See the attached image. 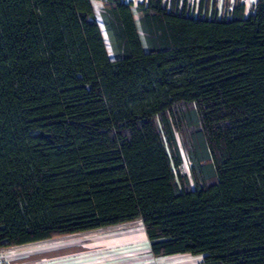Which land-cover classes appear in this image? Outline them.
Returning a JSON list of instances; mask_svg holds the SVG:
<instances>
[{
    "label": "trees",
    "instance_id": "obj_1",
    "mask_svg": "<svg viewBox=\"0 0 264 264\" xmlns=\"http://www.w3.org/2000/svg\"><path fill=\"white\" fill-rule=\"evenodd\" d=\"M92 1L0 0V248L141 222L264 264V0H95L113 58Z\"/></svg>",
    "mask_w": 264,
    "mask_h": 264
},
{
    "label": "crops",
    "instance_id": "obj_2",
    "mask_svg": "<svg viewBox=\"0 0 264 264\" xmlns=\"http://www.w3.org/2000/svg\"><path fill=\"white\" fill-rule=\"evenodd\" d=\"M69 237L73 236H60L25 245L7 247L5 248L6 264H202L204 261L203 255L191 254L155 258L150 252L148 241L145 246L148 254L145 256L139 257L137 255V258H129L114 255L112 257L110 254L113 250L112 247L116 248L115 251L121 252L120 250L128 245V242L124 243L123 239L117 238L112 241V245L107 246V240L104 238H88L84 242H75L74 240L70 243L66 241L69 240ZM181 256L184 258H180V260H185L166 261V259Z\"/></svg>",
    "mask_w": 264,
    "mask_h": 264
},
{
    "label": "rangeland",
    "instance_id": "obj_3",
    "mask_svg": "<svg viewBox=\"0 0 264 264\" xmlns=\"http://www.w3.org/2000/svg\"><path fill=\"white\" fill-rule=\"evenodd\" d=\"M138 0H135V2H137ZM189 3L196 7L199 5L200 0H188ZM230 1V0H229ZM234 1V0H231ZM246 2V7H247V13L251 12V10L253 9L254 4L256 3L257 0H244ZM93 2V7H94V11H95V15H96V19L100 24V27L102 29V33L103 36L105 38L106 41V45H107V50L108 53L110 55V57H114L107 33H106V29L105 26L103 24L102 18H101V12H100V8H101V3L99 1H92ZM227 0H210V6L212 7L214 5V3H216L219 12L223 13L225 10V5H226ZM134 15H135V19L137 21V14L136 11H134ZM138 24V22H137ZM139 27V24H138ZM141 34V32H140ZM190 168V161L185 158L184 161V166L183 169L184 171H189ZM144 233V234H143ZM67 236H73V237H69V240H66L67 242H73L75 240V242H84V240H87L88 238H104L107 240V246L110 245L112 243L113 240L117 239V238H121L123 239L124 243L128 242V245H125L124 248H122L120 251H115V247H112V252H110V254H112L111 256L113 257L115 256H120V257H129V258H135L137 255H139V257L145 256L146 254H148V252L146 251V242L147 237L145 234V231H143V225L140 222H133V223H127L126 225L123 226H111V227H106L103 229H99V230H92V231H86V232H81L79 234H75V235H67ZM115 242V241H114ZM112 245V244H111ZM101 246V245H100ZM118 252V253H117ZM137 258V257H136ZM180 258H184L183 256L181 257H174V258H170V259H166L167 262H170L172 260H180ZM115 259V257H114ZM185 259H182L180 261H183ZM177 262V261H176ZM148 264V263H146Z\"/></svg>",
    "mask_w": 264,
    "mask_h": 264
},
{
    "label": "built area",
    "instance_id": "obj_4",
    "mask_svg": "<svg viewBox=\"0 0 264 264\" xmlns=\"http://www.w3.org/2000/svg\"><path fill=\"white\" fill-rule=\"evenodd\" d=\"M0 264H6L5 248H0Z\"/></svg>",
    "mask_w": 264,
    "mask_h": 264
}]
</instances>
